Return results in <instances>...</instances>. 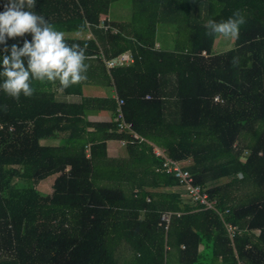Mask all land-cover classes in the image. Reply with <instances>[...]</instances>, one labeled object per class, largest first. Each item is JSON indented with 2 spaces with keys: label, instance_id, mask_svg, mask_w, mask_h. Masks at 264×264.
<instances>
[{
  "label": "trees",
  "instance_id": "trees-1",
  "mask_svg": "<svg viewBox=\"0 0 264 264\" xmlns=\"http://www.w3.org/2000/svg\"><path fill=\"white\" fill-rule=\"evenodd\" d=\"M132 4L130 22L104 25L110 0H36L31 9L65 35H89L65 38L91 59L87 79L66 89L33 80L35 94L19 101L0 90V264H264V0ZM236 10L247 22L234 47L217 53L207 23ZM159 25L175 28L174 50L156 46ZM25 39L32 35L6 46ZM128 52L132 65L106 69ZM86 86L113 88L116 98L86 96ZM117 99L145 141L118 132ZM25 122L32 143L16 137ZM123 140L124 155L110 156L108 143ZM153 146L190 163L195 183L238 227L233 240L219 214L184 201L179 181L156 172ZM54 176L52 193L40 192ZM165 213L180 214L167 231Z\"/></svg>",
  "mask_w": 264,
  "mask_h": 264
},
{
  "label": "clouds",
  "instance_id": "clouds-1",
  "mask_svg": "<svg viewBox=\"0 0 264 264\" xmlns=\"http://www.w3.org/2000/svg\"><path fill=\"white\" fill-rule=\"evenodd\" d=\"M36 0H8L0 12V45H5L0 63V90L19 101L21 95L30 98L36 89L32 81L59 82L64 89L87 79L91 57L86 47L68 44L65 33L58 31L41 14L31 9ZM247 22L245 14L236 10L226 19L209 20L208 35L236 38L241 27ZM32 35L24 40L23 47L13 44L9 49V38ZM10 51V54H9ZM23 58H27V67ZM6 108V106H4Z\"/></svg>",
  "mask_w": 264,
  "mask_h": 264
},
{
  "label": "built area",
  "instance_id": "built-area-1",
  "mask_svg": "<svg viewBox=\"0 0 264 264\" xmlns=\"http://www.w3.org/2000/svg\"><path fill=\"white\" fill-rule=\"evenodd\" d=\"M108 21V19L102 20V23ZM205 55V53H203ZM135 62V57L130 53H123L119 56L112 58L110 60H105V66L108 71L127 67L132 65ZM116 98V97H115ZM118 100V110L115 122L117 124V130L119 133L128 134L132 140H139V142L145 141L143 138L139 137L138 134L133 130L132 123L126 121L124 113L122 111V106L124 105L123 100ZM218 97L215 98V102H219ZM129 141L123 140L120 141L122 146H126ZM153 153L157 158L162 159V164L159 168L156 169L158 173H165L167 175L173 176L180 183V188L184 191V196H186L190 203L194 206H198L200 210L204 211H215L221 217L222 221L225 224L228 236L231 240L235 238L238 232V227L234 226L232 222L225 220V215L228 214V211L220 212L217 208V201L211 200L208 193L200 186L197 185L194 181L193 176L187 170L185 163H180L174 161L166 156L163 150L158 147L153 146ZM180 214L175 213H165L161 217V224L164 225V229L167 231L169 228L171 217ZM256 234H259V231H256Z\"/></svg>",
  "mask_w": 264,
  "mask_h": 264
},
{
  "label": "rangeland",
  "instance_id": "rangeland-1",
  "mask_svg": "<svg viewBox=\"0 0 264 264\" xmlns=\"http://www.w3.org/2000/svg\"><path fill=\"white\" fill-rule=\"evenodd\" d=\"M134 10H133V4L132 0H118L114 3L111 4L110 6V16L112 17V20L115 22H130L133 18ZM109 16L103 15L102 20L108 19ZM85 37L84 35H79V34H71V35H65V37ZM236 38H225L223 36H218L215 46H214V51L217 53H225L229 50H231L234 47ZM157 43L161 46L162 49L165 50H174L175 47V28L172 26H167V25H159L157 28ZM88 89L86 92L91 93L94 92L93 90ZM106 118L105 116H101ZM107 119V118H106ZM98 120V119H96ZM12 132V129H11ZM15 133V131L13 130ZM32 132V131H31ZM27 135H30L31 140L28 139L30 143H32L33 139V132L30 133L26 129V131H23L22 134L16 135L17 139L22 140L26 137ZM44 145H52V142L50 140H45L43 141ZM48 143V144H47ZM57 142L53 141V144H56ZM111 148V154H115L114 148ZM124 155V151L121 150L120 152L116 153L115 157H121ZM190 163H185V165H188ZM56 177H51L43 182H41L38 185V190L40 192L45 193V194H51L52 193V186L55 182ZM184 201L190 202V200L186 197L183 196Z\"/></svg>",
  "mask_w": 264,
  "mask_h": 264
},
{
  "label": "crops",
  "instance_id": "crops-1",
  "mask_svg": "<svg viewBox=\"0 0 264 264\" xmlns=\"http://www.w3.org/2000/svg\"><path fill=\"white\" fill-rule=\"evenodd\" d=\"M116 1H118V0H110V3L112 4V3H114V2H116ZM109 17V19L111 20V21H114V20H112V17L110 16V14L108 15ZM79 35H81V34H79ZM86 38H89V35H84ZM83 37V36H82ZM156 46L157 47H159V48H161V46L157 43L156 44ZM129 53V52H128ZM88 89H90V90H93L94 92H91V93H87L86 91L88 90ZM90 90H89V92H90ZM84 92H85V95L86 96H93V97H96V96H98V97H106V96H110V97H116V94H115V91H114V89L112 88V89H104V88H102V87H99V86H95V87H92V86H86L85 88H84ZM92 119H98V120H105L106 118H104V117H101V116H96V115H93L92 117H91ZM20 131H26V129L28 130V131H30V133H32L33 132V124L32 123H30V122H25V123H22V124H20ZM32 131V132H31ZM29 137H31L30 135H28ZM43 141H45V140H41L40 141V144L41 145H44V142ZM51 142H52V146H55V145H58V143H59V140H50ZM53 141H55V142H57L56 144H53ZM48 144V143H47ZM110 147H112V148H114V152H115V154H111V148ZM121 150H125V148L123 147V146H121V144L118 142H110V143H108V153H109V155L110 156H112V157H115V155H116V153H118V152H120ZM202 249V248H201Z\"/></svg>",
  "mask_w": 264,
  "mask_h": 264
}]
</instances>
